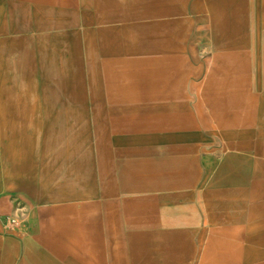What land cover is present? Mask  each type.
I'll return each instance as SVG.
<instances>
[{
	"label": "rangeland",
	"instance_id": "374dc122",
	"mask_svg": "<svg viewBox=\"0 0 264 264\" xmlns=\"http://www.w3.org/2000/svg\"><path fill=\"white\" fill-rule=\"evenodd\" d=\"M27 251L264 264V0H0V264Z\"/></svg>",
	"mask_w": 264,
	"mask_h": 264
},
{
	"label": "crops",
	"instance_id": "0c3cea01",
	"mask_svg": "<svg viewBox=\"0 0 264 264\" xmlns=\"http://www.w3.org/2000/svg\"><path fill=\"white\" fill-rule=\"evenodd\" d=\"M228 101V98H224V100L220 99L219 100V104L220 103H225ZM161 102H164V103H167L165 101H161ZM166 115L168 114H173L174 116L176 115L175 113H169L168 110L165 111ZM161 114V115H160ZM160 117L163 116L164 114L160 113ZM156 139V138H155ZM151 153V148H149V150H147ZM156 151L154 150L153 153H155ZM182 163H183V160H182ZM148 175H152V174H148ZM157 174H155L154 176H156ZM190 177V176H189ZM176 185H174V187L172 188H176L178 186H180V184H183L185 186H193L194 184V181L192 180H189V181H186V182H183V183H180V182H176L175 183ZM162 188H168V185L167 184H164L163 182L161 181H157V182H150V183H146V182H143V184H141L140 186H136L134 185V183L132 182L131 184H128L127 186L126 185H123L121 187H118L117 190L114 191V194L117 193V194H122V193H136V192H140V191H152V190H157V189H162ZM170 188V187H169ZM105 195V192L103 190H101L99 193H98V190L94 193V197H103ZM126 201V200H125ZM129 202V201H128ZM80 208L86 210V209H94V208H97L99 207V202H92L90 204H81L79 205ZM139 209H142L143 210V207L140 206L138 207ZM179 209L182 213V209L180 207H176V209H172V210H177ZM174 212V211H173ZM145 218V217H144ZM143 218V221L142 223H140L141 225H143L144 227H148V226H151V225H157V221H150L148 219H144ZM98 223H99V218L98 216L96 215L94 218H92V220L89 222L88 221H85L84 224L85 226L91 228V229H98ZM160 225H163L164 222L163 221H160L159 222ZM86 238L88 239H92V241H94V243L99 242V237L98 235L96 234V231L95 233H91V234H87ZM59 253L63 256L62 252L59 251ZM25 256L27 257V259L29 260L30 264H37L36 261H35V258H34V255L32 253V251H27L25 253ZM65 258V256H64ZM67 259H69V263L70 264H79L75 261V259L73 257H67Z\"/></svg>",
	"mask_w": 264,
	"mask_h": 264
}]
</instances>
